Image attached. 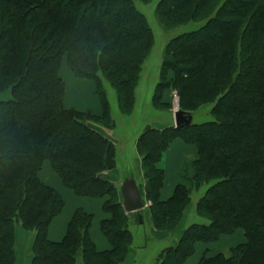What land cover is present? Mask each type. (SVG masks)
Wrapping results in <instances>:
<instances>
[{"label": "trees", "instance_id": "16d2710c", "mask_svg": "<svg viewBox=\"0 0 264 264\" xmlns=\"http://www.w3.org/2000/svg\"><path fill=\"white\" fill-rule=\"evenodd\" d=\"M156 1L164 30L196 27L167 43L152 103L169 87L180 111L192 115L208 106L210 118L179 128L148 126L136 140L150 202L146 216L153 229L176 236L153 264H183L196 243L236 231L244 240L228 255L204 254L197 264H264V0ZM153 45L135 0H0V93H8L0 100V264H17V227L31 236L29 264L127 260L134 218L107 177L116 167V146L91 124L107 133L114 126L103 81L120 112H132ZM63 65L94 82L99 116L65 108ZM174 139L195 146L193 175L161 200L159 163ZM44 161L75 196L103 200L109 217L99 230L108 249L96 247L93 216L83 208L75 209L61 241L48 238L64 201L40 179ZM203 186L195 213L205 223L185 226L192 191Z\"/></svg>", "mask_w": 264, "mask_h": 264}, {"label": "rangeland", "instance_id": "374dc122", "mask_svg": "<svg viewBox=\"0 0 264 264\" xmlns=\"http://www.w3.org/2000/svg\"><path fill=\"white\" fill-rule=\"evenodd\" d=\"M156 0L150 1H140L135 0V5L137 9L142 12L147 19L154 35V45L149 54L148 59L145 61L143 65V69L141 72V77L139 83L136 88V100L135 105L132 112L128 115L122 114L117 107L116 96L113 88L106 82L103 81L104 90L109 102L110 106V114L114 121V126L109 129V133L104 132L99 126L96 124H91V126L101 131L104 135L109 136L111 140H113L116 146V167L115 170L108 172L110 181L114 184L115 188L120 191V186L122 182L126 178H134L136 184L141 192L144 208L140 210L141 213V222L137 220L131 221L129 224L130 231L132 233V251L129 253V257L123 264H153L157 255L160 253L162 249L168 247L173 244L176 236L163 231H156L153 229L149 217H147V209L150 205L149 200L145 196L144 192V177L142 175V169L140 165V158L137 155L136 151V140L142 130L148 126H151L156 129H163L170 125L174 126L173 120V112L179 108V97L176 89H171L169 87L165 88L162 93L161 100L158 104L153 105L152 97L154 95L155 86L161 81L160 78V68L163 58V52L167 43L173 39L174 37L193 30L196 25L195 24H187L183 25L179 28L172 30H164L160 23L157 20L155 7ZM60 76L64 80L65 84V96L66 103H70V99H73L75 93H84L83 103L85 105V93L87 90L78 89L75 91L74 86L77 81H83L82 79H77L73 77L69 69L63 65L60 69ZM171 74H168V78ZM90 81V80H87ZM92 82V81H91ZM93 84V90L91 94H89L93 99L96 100L99 107L98 113H93L89 109L78 110V111H90L94 115L99 116L101 114V106L100 100L95 91V84ZM81 93V94H82ZM64 96V99H65ZM8 98V93H0V100H4ZM162 105V106H160ZM76 106V105H75ZM73 109V108H72ZM77 110V109H74ZM209 107H201L196 112H194L191 116L193 123H202L209 120ZM177 143V144H176ZM177 147H176V146ZM172 149V154L177 157V164L172 165L170 167L169 161V152ZM170 152V154H171ZM196 159V149L194 145L185 144L181 139H174L164 151L161 161L159 163L160 168L163 170L164 181L162 188L166 185V175L169 174V168L172 171V176L176 178V184L182 183L184 185H188V179L193 175V161ZM46 163V162H45ZM52 169V168H51ZM53 171V170H52ZM41 178L43 180H48L52 176L57 181L58 178L55 176L53 172L50 171L48 163H46L41 170ZM116 181V182H115ZM169 182V181H168ZM174 186V187H175ZM161 188V190H162ZM167 188V187H166ZM205 186L201 187L198 190H193L191 194V205L186 210L184 224L185 226L192 223L204 222L200 217H198L195 213V203L197 199L202 195ZM160 190V193H161ZM174 190V188H173ZM61 193L65 199V209L70 210L73 205L78 201L79 204H82V201H87L88 198H82L78 196H72V193L67 189L62 187ZM70 197H73L69 199ZM160 197V194H159ZM169 198V197H168ZM161 199V200H167ZM90 203L87 204L89 207H93L90 211L93 218V225L99 218V214L96 211L100 206L102 210L103 200L102 199H88ZM122 200V197H121ZM122 202V201H121ZM86 211V210H85ZM103 212V210H102ZM62 213V212H61ZM105 213V212H103ZM130 214V213H128ZM131 215V214H130ZM105 218L109 217L105 213ZM91 229V228H90ZM100 231V230H99ZM92 232H95V228L93 226ZM241 231H236L230 235H222L220 239L213 243H201L199 242L198 247H200V253H198V257H202L204 254L206 256H212L218 252H222L228 255L229 249L236 244L237 235L241 238L240 242H243V234L241 236ZM179 235L177 234V237ZM105 239V238H104ZM31 236L27 232L23 231L21 227L16 228V257L17 264H29V246H30ZM239 242V243H240ZM97 247V246H96ZM201 255V256H200ZM130 263H127V261Z\"/></svg>", "mask_w": 264, "mask_h": 264}, {"label": "crops", "instance_id": "0c3cea01", "mask_svg": "<svg viewBox=\"0 0 264 264\" xmlns=\"http://www.w3.org/2000/svg\"><path fill=\"white\" fill-rule=\"evenodd\" d=\"M66 84V83H65ZM93 83L91 81H87V80H83V81H77V83L75 84L74 86V89L75 91L73 93L76 92V90L78 91V89H85L87 90L86 93H85V105H82L83 103V98H84V93H75L73 94V96H75L73 99H70V103L68 102V104H65V108H73V109H77V110H85V109H89L91 110L93 113H98L99 112V107H98V103L96 102L95 99H93L89 94H91V91L93 90ZM64 102L66 103V96H65V99H64ZM76 105V106H75ZM177 144V143H176ZM176 146V145H175ZM177 147V146H176ZM172 151V149L170 150V152ZM169 152V161H170V167H172V165H176L177 164V156L172 154H170ZM48 163V166L50 168V171H52L51 169V166L49 164L48 161H44L43 164H42V167ZM42 167H41V170H42ZM41 170L39 172V177L40 179L47 185L53 187L60 195L61 197L63 198V201H64V207H63V210H62V213L60 215H58L57 217H55L50 225H49V229H48V238L51 240V241H55V242H58V241H61L62 238L64 237L65 235V232H66V226L73 214V212L75 211L76 208H83L84 210H86L87 212L93 214L90 209L93 208V207H89V205L87 204L88 202L90 203V201L87 199V201H82V204H79L78 201L73 205V207L70 209V210H64L65 209V199L61 193V188L64 187L60 181V179L58 178V176L55 174V176L58 178L59 181H57L55 178H52V176H50L51 178L48 179V180H43V178H41ZM172 171L171 169L169 168V174L167 173L166 175V178L167 180L169 181H166V185L165 187L162 188L161 190V193H160V198L161 199H166L168 197L171 196L172 192H173V188L176 184V178L175 176H172ZM109 176V175H108ZM107 176V177H108ZM109 178V177H108ZM116 182V181H115ZM167 187V188H166ZM65 188V187H64ZM69 190V189H68ZM70 191V190H69ZM72 193V196L74 195L72 191H70ZM75 196V195H74ZM73 197H70L69 199H71ZM99 209L96 211L98 212L99 214V218H97V221L95 222V224L93 225V222L92 221V225H91V229H90V234H91V237L93 239V241L95 242L97 248L99 250H106L109 248V245L108 243L106 242V240L104 239V237L101 235L100 231H99V224H100V221L105 218V213L102 212L101 210V207L98 206ZM94 215V214H93ZM94 219V218H93ZM95 228V232L93 233L92 232V228ZM242 236V234H241ZM237 240L238 243L240 242V236L237 235ZM199 243H196L195 244V247H194V252L193 254L188 258L186 259V261L183 263V264H197L200 257H198V253H200V247H198ZM201 256V255H200ZM127 263H130V260L129 262L127 261Z\"/></svg>", "mask_w": 264, "mask_h": 264}, {"label": "water", "instance_id": "95a60500", "mask_svg": "<svg viewBox=\"0 0 264 264\" xmlns=\"http://www.w3.org/2000/svg\"><path fill=\"white\" fill-rule=\"evenodd\" d=\"M191 117V114L188 112L180 111L179 109L174 110V127L179 128L189 125L192 121ZM119 190L122 197V206L125 212L130 213L134 219H138V221L141 222L142 218L140 210H142L145 205L134 178H126L122 182Z\"/></svg>", "mask_w": 264, "mask_h": 264}]
</instances>
